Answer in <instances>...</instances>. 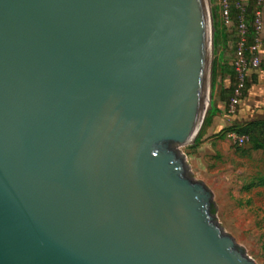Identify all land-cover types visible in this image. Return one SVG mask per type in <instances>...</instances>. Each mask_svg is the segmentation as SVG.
I'll list each match as a JSON object with an SVG mask.
<instances>
[{
	"label": "water",
	"instance_id": "1",
	"mask_svg": "<svg viewBox=\"0 0 264 264\" xmlns=\"http://www.w3.org/2000/svg\"><path fill=\"white\" fill-rule=\"evenodd\" d=\"M209 4L0 0V264H256L181 150Z\"/></svg>",
	"mask_w": 264,
	"mask_h": 264
},
{
	"label": "rangeland",
	"instance_id": "2",
	"mask_svg": "<svg viewBox=\"0 0 264 264\" xmlns=\"http://www.w3.org/2000/svg\"><path fill=\"white\" fill-rule=\"evenodd\" d=\"M215 58L214 53L213 61ZM224 84L217 79L213 85L212 70L206 118L210 111L220 106ZM236 116L237 112L217 113L208 124L205 118L199 133L203 141L190 143L181 150L195 178L203 180L212 190L218 207L216 218L224 231L256 264H264V182L261 180L264 178V153L253 151L250 156L242 153L251 146L241 142L242 137L233 131V126H243Z\"/></svg>",
	"mask_w": 264,
	"mask_h": 264
},
{
	"label": "trees",
	"instance_id": "3",
	"mask_svg": "<svg viewBox=\"0 0 264 264\" xmlns=\"http://www.w3.org/2000/svg\"><path fill=\"white\" fill-rule=\"evenodd\" d=\"M214 20L216 58L213 65V85L217 79L224 84L220 106L209 112L205 124L217 113L235 114L252 86L259 81L257 70L264 72V0H210ZM254 60H258L255 66ZM232 105L235 113L231 112ZM238 136L246 137L253 151L264 153V119L243 126H233ZM199 134L196 143L203 141ZM264 182V178L261 179Z\"/></svg>",
	"mask_w": 264,
	"mask_h": 264
},
{
	"label": "crops",
	"instance_id": "4",
	"mask_svg": "<svg viewBox=\"0 0 264 264\" xmlns=\"http://www.w3.org/2000/svg\"><path fill=\"white\" fill-rule=\"evenodd\" d=\"M261 52L264 55V48H262ZM256 72L259 81L252 86L237 111L236 119L240 125H246L252 121L264 119V72L260 70Z\"/></svg>",
	"mask_w": 264,
	"mask_h": 264
},
{
	"label": "bare ground",
	"instance_id": "5",
	"mask_svg": "<svg viewBox=\"0 0 264 264\" xmlns=\"http://www.w3.org/2000/svg\"><path fill=\"white\" fill-rule=\"evenodd\" d=\"M208 2V8H209V14H210V21H211V42H212V18H211V12H210V4H209V0H207ZM211 90H210V86H209V95H208V105H207V108L205 110V113L207 112V110L209 109V106H210V97H211ZM204 113V115H205ZM203 115V117H204ZM203 119V118H202ZM202 121V120H201Z\"/></svg>",
	"mask_w": 264,
	"mask_h": 264
},
{
	"label": "built area",
	"instance_id": "6",
	"mask_svg": "<svg viewBox=\"0 0 264 264\" xmlns=\"http://www.w3.org/2000/svg\"><path fill=\"white\" fill-rule=\"evenodd\" d=\"M255 66H258V64H259V61L258 60H254V63H253ZM231 112L232 113H235V108H234V106L232 105V107H231ZM247 140V138L246 137H242V138H240V141L241 142H245Z\"/></svg>",
	"mask_w": 264,
	"mask_h": 264
}]
</instances>
